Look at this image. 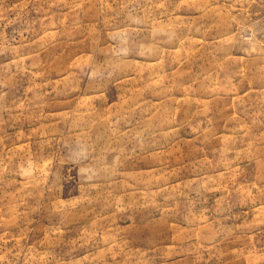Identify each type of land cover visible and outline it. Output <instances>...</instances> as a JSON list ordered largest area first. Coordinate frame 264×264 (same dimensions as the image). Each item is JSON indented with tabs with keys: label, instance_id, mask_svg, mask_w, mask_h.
Wrapping results in <instances>:
<instances>
[{
	"label": "rangeland",
	"instance_id": "rangeland-1",
	"mask_svg": "<svg viewBox=\"0 0 264 264\" xmlns=\"http://www.w3.org/2000/svg\"><path fill=\"white\" fill-rule=\"evenodd\" d=\"M0 264H264V0H0Z\"/></svg>",
	"mask_w": 264,
	"mask_h": 264
}]
</instances>
